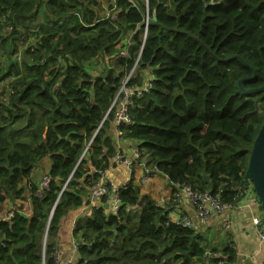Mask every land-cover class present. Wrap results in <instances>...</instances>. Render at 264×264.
Returning <instances> with one entry per match:
<instances>
[{"label":"trees","instance_id":"16d2710c","mask_svg":"<svg viewBox=\"0 0 264 264\" xmlns=\"http://www.w3.org/2000/svg\"><path fill=\"white\" fill-rule=\"evenodd\" d=\"M127 37V56L116 57ZM0 52V85L13 78L9 97L0 94V203L31 205L0 220V264H58L59 224L84 204L92 212L76 221L75 264H219L205 257L207 238L171 220L133 174L115 210L89 191L116 165L113 115L104 117L138 61L153 79L120 129L146 158V176L220 192L230 205L243 197L264 122V91L247 92L264 87V0H0ZM98 59L105 69L93 74ZM44 159L51 183L38 197L31 173ZM223 253L233 264V248Z\"/></svg>","mask_w":264,"mask_h":264},{"label":"crops","instance_id":"0c3cea01","mask_svg":"<svg viewBox=\"0 0 264 264\" xmlns=\"http://www.w3.org/2000/svg\"><path fill=\"white\" fill-rule=\"evenodd\" d=\"M152 79L151 75L148 76L149 83L147 84H150ZM109 135L112 137L116 147L115 154H122L133 162L131 169L121 163H117L114 167L108 169L106 176L113 184V192L125 185L131 179L130 175L132 176L133 174L134 182L140 187L142 194H148L158 204L170 208L171 214L174 211V214L183 213L192 218L195 228L207 238L209 250L216 248V252H221L227 257L223 251L226 248H233L236 254L233 264H264V244L258 240L256 231L252 228L251 223V218L257 211V207L251 204L248 197L238 201L237 205L234 204L220 214H214L206 224H199L195 207L185 198L184 192L172 187L165 175L146 176L143 166L146 158L141 160L134 158L133 151L137 144L132 142L133 140L130 138L124 137L113 120H111ZM50 165L49 159L42 160L31 173L32 183L37 185L43 174L49 171ZM26 194L29 196V191ZM178 195L181 196L180 200L176 199ZM6 205L0 203V220L6 219L12 210H15L12 208H20L22 206L23 212L31 213V205L28 199L18 201L14 205L13 202H10L7 212L1 208ZM91 212L92 205L87 206L84 204L78 211L68 213L61 220L57 236L53 239L56 250L61 255V260L58 264H64L69 260L78 261V249L75 247L78 244V240L74 236L76 221L81 216Z\"/></svg>","mask_w":264,"mask_h":264},{"label":"built area","instance_id":"2783aa9c","mask_svg":"<svg viewBox=\"0 0 264 264\" xmlns=\"http://www.w3.org/2000/svg\"><path fill=\"white\" fill-rule=\"evenodd\" d=\"M100 1V0H98ZM114 2V0H113ZM148 2V0H146ZM106 10L107 7H104ZM107 15H109V12H107ZM144 20L146 25H148V12L144 14ZM32 37L28 39H22L23 41L21 43L25 44V47H28L31 43ZM121 46H119L118 53L116 57H123L127 56L128 54V48L131 45V37H127L123 39ZM17 58L21 60V54L18 53ZM138 61L135 63L134 67L132 68L131 72L124 78L122 85L117 92L108 112L106 113V116L104 117V120L108 116L109 113H112L113 117L112 120L115 122V124L118 127V130L122 134L119 127L121 125L127 124L130 125L132 122L131 119V110L134 107V102L136 98H139L141 96H144V94L149 91L150 84L146 85H136L132 83V80L134 78V72L137 69ZM13 81V78H9L7 81H4V87L2 93L4 95L1 97L6 100L9 95L12 93L10 84ZM91 144V141L89 142L88 146ZM134 158L139 159L141 156V153L136 145V148L133 151ZM112 160L115 164L121 163L124 164L127 168L131 169L133 162L131 159L126 158L122 154L116 153ZM145 168V172L148 173L149 169L147 168L146 164L143 165ZM108 170L100 171L99 172V178L98 180L91 186L89 191V199L91 202H101L104 198L108 199V203L111 205V208L113 210L117 209V207L120 204V199L118 196V190L113 192V184L107 179L106 172ZM51 183V177L49 175H45L41 178V180L37 184L36 189V195L38 197H42L45 192L49 189ZM174 188L177 190H181L185 194V198L195 207L196 213H197V221L199 224H206L208 220L214 215V214H220L225 209L230 208L233 205H230L228 203L223 202L221 193H213L211 191H201L198 189H195L191 185H180L178 183L174 184ZM243 198L241 201L248 197L251 201L252 205H255L257 207V211L253 214L251 218L252 228L255 229L258 240L261 241L264 244V209L261 205V202L254 190L253 184L250 183V185L242 190ZM177 200L181 199V196L178 195L176 197ZM235 204V203H234ZM11 217V214H9L6 218L9 219ZM170 218L174 222H176L179 225L185 226V227H195V223L193 222L192 218L187 216L186 214L179 213V214H171L170 210ZM78 244H76V249H79ZM55 259L57 263L61 260V255L58 252V250L54 249ZM205 257L208 260H211V258H219V264H225L226 263V257L221 252H213L211 250H207L205 253ZM64 264H75L74 261H66Z\"/></svg>","mask_w":264,"mask_h":264},{"label":"water","instance_id":"95a60500","mask_svg":"<svg viewBox=\"0 0 264 264\" xmlns=\"http://www.w3.org/2000/svg\"><path fill=\"white\" fill-rule=\"evenodd\" d=\"M257 91H264V87L258 89L248 90L247 92H257ZM209 178L206 177V180ZM250 183L253 184L254 190L261 202V205L264 209V122L259 130V133L254 141L248 166H247V173L245 177V188H247ZM243 198V197H242ZM242 198L235 202V205L238 204ZM122 203L119 204V206ZM104 207L106 209H110V204H105Z\"/></svg>","mask_w":264,"mask_h":264},{"label":"rangeland","instance_id":"374dc122","mask_svg":"<svg viewBox=\"0 0 264 264\" xmlns=\"http://www.w3.org/2000/svg\"><path fill=\"white\" fill-rule=\"evenodd\" d=\"M97 13L101 16H104L105 14V10L102 8H98L97 9ZM42 19V18H41ZM23 42V41H21ZM20 42V46H21V49H24L25 48V44L24 43H21ZM34 42V39L32 38L31 40V43ZM13 58L15 59L16 58V55L13 54ZM8 64L7 62V57L6 56H3V53L0 52V68H3V67H6ZM105 69V65L102 61V59H98L96 61V63L93 65L92 67V70H91V73L93 74H100L103 70ZM137 77L135 79V81L137 83H140L142 85H146L147 83H149V80H148V76H150L151 74L149 73L148 70H144V69H141V68H137L136 71H135ZM146 78V80H145ZM4 84L5 82H3L1 85H0V94L2 93L3 91V87H4ZM131 177V175H130ZM145 178V177H144ZM3 204H7L6 206H2L1 208L6 210H9V205H10V202L8 200H5L4 202H2ZM12 209H16V208H12ZM50 242V237L49 236H46L43 240V250L46 249L45 247H47V244Z\"/></svg>","mask_w":264,"mask_h":264}]
</instances>
